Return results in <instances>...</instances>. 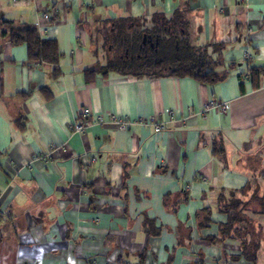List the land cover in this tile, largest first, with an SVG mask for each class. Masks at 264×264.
Wrapping results in <instances>:
<instances>
[{
	"label": "crops",
	"instance_id": "crops-1",
	"mask_svg": "<svg viewBox=\"0 0 264 264\" xmlns=\"http://www.w3.org/2000/svg\"><path fill=\"white\" fill-rule=\"evenodd\" d=\"M178 12L192 44H224L214 59L226 79L89 80L97 27ZM2 21L55 41L59 62L30 61L0 29V264H233L240 246L220 237L222 204L264 191V0H0ZM235 43L242 55L226 58ZM249 67L259 75L242 80ZM212 100L229 110L202 117ZM109 115L166 129L96 123ZM252 217L264 264V216Z\"/></svg>",
	"mask_w": 264,
	"mask_h": 264
},
{
	"label": "trees",
	"instance_id": "trees-1",
	"mask_svg": "<svg viewBox=\"0 0 264 264\" xmlns=\"http://www.w3.org/2000/svg\"><path fill=\"white\" fill-rule=\"evenodd\" d=\"M178 13L172 18H167L164 14L157 13L153 16L152 35H157L158 39L154 49H149L145 55V50L139 48L141 44V33H136L132 37H127L126 31L122 24L126 20L115 22L114 33L112 34L114 45H117L115 54H124V49L128 45L130 53L141 54L142 58L136 60L130 66L122 64L107 63L100 69L87 71L89 80L96 74L104 76L110 73H119L134 77H189L201 83H218L227 78L219 74L216 70L220 61L214 59V55L224 49L222 45H204L199 46L192 44L188 38V23ZM2 34L7 36L13 45L26 44L28 46L29 60L50 62L57 64L59 62V51L55 41L43 40L36 28L27 25L17 26L10 21L0 22ZM179 29L181 35L176 36V30ZM176 31V32H175ZM126 38V42L121 43ZM119 59V58H118ZM251 62V57L245 59ZM258 68H250L241 79L245 77L254 78L259 75ZM241 80V81H242ZM250 188V187H249ZM248 188V189H249ZM244 190L241 194L246 195ZM260 190V189H259ZM222 204V214L226 215L227 221L220 225V237L225 243L228 240L238 241L240 253L237 255H228V260L236 264L244 260L250 264H256L257 255L261 245V226L257 219L252 216H264V191L258 195L254 193L252 197L246 199L244 196L236 193L227 196ZM203 226L210 224V210L206 209ZM214 242V238L208 239Z\"/></svg>",
	"mask_w": 264,
	"mask_h": 264
},
{
	"label": "rangeland",
	"instance_id": "rangeland-1",
	"mask_svg": "<svg viewBox=\"0 0 264 264\" xmlns=\"http://www.w3.org/2000/svg\"><path fill=\"white\" fill-rule=\"evenodd\" d=\"M182 18V17H181ZM152 19L150 20H144V19H139V20H127L126 22H124L122 24V26L124 27V30L126 31V34H127V37H132L134 36V34L136 33H143V37L147 36L148 34H152L151 30H152V22H151ZM114 25H116L115 23L112 24H105V27L101 28V27H97V29L94 31L93 33V37H94V40L96 42V47L98 49V52H100L101 54V59L99 61V63L97 64V66L95 67V69H100L101 66H105L106 65V56L107 54H110L108 52V49L111 48V46L113 47L111 53L115 52L117 50V45H114L115 43L114 42H110L109 43V46L107 45V42L105 40V37L109 35V33L111 32V28L112 27H115ZM177 31V32H176ZM175 32L176 36L177 35H181L179 29H177ZM228 38H231L232 36H236V31H231L229 34H228ZM225 57L226 58H229V57H234V58H238L239 56L242 55L241 53V44L239 45L238 44H232L230 46H228L225 50ZM214 58H215V55H214ZM251 190H249L251 192L250 197H252L254 195V193L260 195L263 193V189L259 190V186L257 187L256 185L252 186L250 188ZM230 198H226V200H229ZM225 202V201H224ZM257 219V218H256Z\"/></svg>",
	"mask_w": 264,
	"mask_h": 264
},
{
	"label": "built area",
	"instance_id": "built-area-1",
	"mask_svg": "<svg viewBox=\"0 0 264 264\" xmlns=\"http://www.w3.org/2000/svg\"><path fill=\"white\" fill-rule=\"evenodd\" d=\"M250 57H251L250 53L245 52L244 58L249 59ZM215 109H218L223 113H226L229 110V104L227 102H219L216 100H212V101L204 104V106H203L202 110L199 112V114L205 118L211 111H213ZM83 115H84V118H86V120L90 119L91 118L90 109H85L83 112ZM96 123L99 125H108V124L113 125V126H116L122 130H128L134 125H142V126L152 127L155 130V132H157V133L162 132L166 129V123L165 122L162 123V122L158 121L157 117H155V116H152V117L147 118V119H139L137 121L125 119V118H120L119 116H116V115H109L107 118H105L103 116H98L96 118ZM84 127L85 126L82 124H76L75 130L80 132V131L84 130ZM63 151H66V149Z\"/></svg>",
	"mask_w": 264,
	"mask_h": 264
},
{
	"label": "flooded vegetation",
	"instance_id": "flooded-vegetation-1",
	"mask_svg": "<svg viewBox=\"0 0 264 264\" xmlns=\"http://www.w3.org/2000/svg\"><path fill=\"white\" fill-rule=\"evenodd\" d=\"M114 33V28L111 29V32L108 36L105 37V40L107 41V45L109 46V43L113 40L112 34ZM158 39L157 35L148 34L147 36L143 37V33L141 34V44H139V48L145 50V55L148 54L149 49H154L156 45V41ZM126 38L123 39L121 42L122 44L126 42ZM126 48L124 49V54L119 55V57L115 54V52L111 53L113 47L111 46L110 49H108V52L110 54H107L106 56V64L107 63H116V64H122L124 66H130L135 63L136 60H140L142 58L141 54H131L130 53V47L128 45H124ZM119 58V59H118Z\"/></svg>",
	"mask_w": 264,
	"mask_h": 264
}]
</instances>
